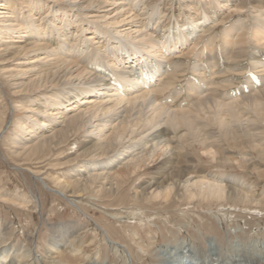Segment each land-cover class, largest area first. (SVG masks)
<instances>
[{"label":"bare ground","instance_id":"1","mask_svg":"<svg viewBox=\"0 0 264 264\" xmlns=\"http://www.w3.org/2000/svg\"><path fill=\"white\" fill-rule=\"evenodd\" d=\"M189 43L193 58L180 54ZM0 80L22 113L7 135L0 110V141L8 140L13 156L38 164L80 136L74 156L51 163L50 170L64 171L48 175L58 188L45 182L40 167L26 169L86 219L74 198L87 191L118 195L147 170L131 193L136 204L264 205V191L256 197L242 174H213L184 154L200 153L217 167L237 162L264 176V0H0ZM18 196L3 201L18 208L34 202L37 209L35 197ZM87 220L123 264H133L131 246ZM2 222L0 264H110L99 251L85 252L77 239L81 224L51 225L40 254L25 243H5ZM205 240L202 251L183 239L157 246L158 264H264V241L251 243L254 255L249 245L229 242L223 255L213 236Z\"/></svg>","mask_w":264,"mask_h":264},{"label":"rangeland","instance_id":"2","mask_svg":"<svg viewBox=\"0 0 264 264\" xmlns=\"http://www.w3.org/2000/svg\"><path fill=\"white\" fill-rule=\"evenodd\" d=\"M230 10H232V8H230V5H228L223 7L221 12H224V15H228ZM241 11L245 13L246 9L242 8ZM241 11H237L235 15L242 14ZM192 46V43H189L182 49V52H180V54L193 58V55H188V51L192 48ZM201 46L202 44L198 43L194 46L193 49L198 51ZM181 73L188 74L185 71ZM2 83L3 82L0 83V91L3 94V101L0 105V110L4 111L5 114V121L3 123L5 134L9 135V133L11 132L10 129L12 128V120H14V118L17 116H21L22 113H20L18 110H13L15 96L11 94L6 84ZM80 140V136L78 138H69L65 144H63L58 148V150H56V154L59 155L58 157L54 155H51L50 157L49 155L47 157V160L41 158L43 161L38 164H35V162L40 159L31 161V163L28 161L30 164H25V162L27 161H24L23 158L15 155L13 156L9 147L7 146V139L5 142H3L2 140L0 141V219L1 221H3V225H8L6 226L7 230L4 231L7 235H3V240L6 241L5 243H11L15 246H18L21 243H25L29 247H32L35 252H40L41 254L45 247V242L49 239V227L51 225H55L58 223L75 222L84 226V228L78 232L79 234L77 236L79 238L77 237V239L85 243L83 247L86 253L93 254L99 251L97 253L102 255V260H108L110 264H123L121 262L123 258H120L119 253H117V251H115L110 245L105 243L102 239V236L98 234L93 228H91V225L87 220L88 218L94 223L103 226L112 239L116 238L117 240L121 241L122 244L127 245V247L131 246L130 249L133 252V257L135 256L133 258V264H145V262L146 264H158V248L162 245L165 246L170 243H175L177 240L181 239L186 240L189 243L192 242L191 245H194L197 250L202 251L204 245L206 244V236H213L216 239V242L220 245V248L222 247L221 252L223 255H225L226 251L228 250V245L231 242L236 243L237 241L249 245L250 247L247 246V248H250L251 252L254 255V252L256 251L254 247L253 251L251 243L253 241H264V205L261 207L260 205H257L256 208V205L244 206V204H241L240 202L227 201L226 203L212 202L210 204H207L208 206L203 203L198 204L196 207H192L190 204H187L184 201V203L177 200H175V202H172V200L171 202H150L145 201L144 199H140V203L138 202L140 205L134 203V198L131 197L133 188L135 185H138L145 181V179L149 175V170L142 172L136 178L131 179L125 185L124 191L118 195H99L98 197H96L92 195L91 191H87L86 194L82 195L81 197L74 198L79 202L80 208L87 215L88 218L86 219L85 216L79 214L74 207L70 206L65 199L44 189L38 181H35L33 174L26 169V167H40L43 172L41 176L46 177L47 179L45 178V182L49 186L54 188L56 185L54 184L51 176H53L55 172L64 173V171L63 168H60L59 166H53L54 170H50L52 164H54L55 160L57 159L58 162H64L68 158L74 156L73 153L76 149L79 148L78 145L80 144ZM246 150H249L250 153L254 154L249 145H247ZM184 152V154L188 156V158H193L192 163H194V165L207 167L208 171L213 174H215L216 172L218 174H220L219 172H223L224 174H238V176L242 174L241 180H244V182L247 183L248 186L250 184L253 189L256 187V190L253 191L256 197L259 193L264 191V178L262 179V177L264 176L258 175L256 171L252 170V172H250L251 170L249 171V169H243L242 167L237 166L239 165L237 162H228V165L230 167L228 165L227 167H217L214 162L209 163L208 158L201 155L200 153V157L199 155H197V158L191 150H184ZM253 156L254 157L252 162L256 161V164L258 166L262 165V163L255 160V155ZM199 158L201 160H199ZM205 159H207L208 162L207 160L205 161ZM211 165H214L213 167L215 168H213ZM259 170H261V172L263 171L262 173H264L263 166L260 167ZM44 173L46 174V176ZM257 177L259 178L257 179ZM259 189L262 191H260ZM17 194L19 196L27 194L30 200H33V198L35 197V201L38 204L37 209L33 208L34 202H30V204H28V207L26 208H18V206L13 203L5 200L3 201V197H6L8 195L17 198ZM143 201L147 203L144 204L142 203ZM181 203L182 206H180ZM231 203H233L234 205H231ZM135 207H140L141 210L140 208L136 209ZM128 211L132 213L129 215V219L126 218L128 216L126 214L129 213ZM219 213L221 214L219 215ZM131 215L133 219L130 217ZM118 217L122 218L118 219ZM120 223L122 227L119 226ZM126 223H129V225ZM132 225L136 226L135 229L137 231H135ZM114 229L116 231H114ZM123 231L125 237H128L127 240L124 239V235H121ZM119 234L123 237H119ZM135 235L138 236L140 241H138L139 239L137 237L135 238ZM118 237L121 239H119ZM129 237L133 238L131 239ZM91 238H93V243L91 245H88V241ZM154 239L155 242H153ZM127 241L129 242L127 243ZM150 241H152L153 243L151 244ZM100 242L105 244H102ZM145 242L147 244H145ZM137 243L139 245H137ZM144 244L146 245L147 249L146 247H144ZM141 245L142 250L144 249L142 254V250L140 247ZM148 248L152 249L149 250ZM148 254L151 255L149 256ZM28 264L35 263L31 261V259H29Z\"/></svg>","mask_w":264,"mask_h":264}]
</instances>
